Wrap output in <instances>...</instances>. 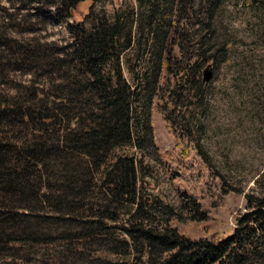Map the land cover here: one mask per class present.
Returning a JSON list of instances; mask_svg holds the SVG:
<instances>
[{
  "label": "trees",
  "instance_id": "trees-1",
  "mask_svg": "<svg viewBox=\"0 0 264 264\" xmlns=\"http://www.w3.org/2000/svg\"><path fill=\"white\" fill-rule=\"evenodd\" d=\"M21 1L70 41L20 39L32 27L10 13L0 23V264H264V197L246 196L224 238L183 230L238 192L205 156L196 121L227 58L210 42L221 0H136L112 21L90 6L73 23L83 0ZM153 110L173 142L177 207L144 187L143 157L163 161ZM125 146L140 157L116 153ZM99 250L115 259L89 257Z\"/></svg>",
  "mask_w": 264,
  "mask_h": 264
},
{
  "label": "rangeland",
  "instance_id": "rangeland-1",
  "mask_svg": "<svg viewBox=\"0 0 264 264\" xmlns=\"http://www.w3.org/2000/svg\"><path fill=\"white\" fill-rule=\"evenodd\" d=\"M0 4L6 9L0 13V23H7L10 17H14L23 27H32V30L13 33L16 37L52 41L59 45L70 41L64 24L43 23L39 15H33L35 9L32 6L21 8V0H0ZM90 6L94 13L104 12L110 21L119 10L125 12L138 8L136 0L95 3L83 0L68 22L81 20ZM8 13L11 16L5 17L4 14ZM210 42H214L216 48L220 45L227 47L228 52L223 60L225 63L220 65L209 81L207 109L197 115L196 121L201 123L200 145L210 163L238 192L226 196V206L217 213L211 212L206 222L193 223L183 227V230L190 238L218 240L232 233L234 216L244 211L246 196L264 197V6L249 4L248 0H221ZM121 65L126 80L133 84L124 59ZM19 79L28 77L20 76ZM151 120L154 143L163 161H158L155 154L143 157V163L149 166L150 173L143 179L144 187L147 193L177 207L178 182L171 180L169 172L175 166L169 155L172 138L154 110ZM116 153L140 157V152L131 146L119 148ZM41 248L51 252L54 246ZM89 257L115 259L103 250ZM77 264L87 263L79 261Z\"/></svg>",
  "mask_w": 264,
  "mask_h": 264
},
{
  "label": "water",
  "instance_id": "water-1",
  "mask_svg": "<svg viewBox=\"0 0 264 264\" xmlns=\"http://www.w3.org/2000/svg\"><path fill=\"white\" fill-rule=\"evenodd\" d=\"M210 70L208 69V68H206L205 70H204V74H203V78L205 79V80H208V79H210Z\"/></svg>",
  "mask_w": 264,
  "mask_h": 264
}]
</instances>
